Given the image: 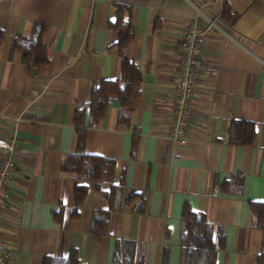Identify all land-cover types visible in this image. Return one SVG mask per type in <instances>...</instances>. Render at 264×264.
I'll list each match as a JSON object with an SVG mask.
<instances>
[{"label": "crops", "instance_id": "0c3cea01", "mask_svg": "<svg viewBox=\"0 0 264 264\" xmlns=\"http://www.w3.org/2000/svg\"><path fill=\"white\" fill-rule=\"evenodd\" d=\"M231 9L225 21L223 6ZM116 6L132 8L134 39L127 57L142 75V97L128 126L119 125V102H111L95 128L87 114L85 153L113 160L125 180V203L142 195L146 209L126 205L112 215L109 236H90L93 214L107 209L95 182L85 184V203L72 218L75 188L63 173L75 151L74 116L92 87L120 79L118 35L107 25ZM196 19L215 22L198 60L200 79L193 96L187 143L169 139L180 44ZM47 28L49 65L40 70L10 54L11 41ZM0 31V140L16 147L11 200L2 210L0 243L10 264H43L74 251L80 264H179L180 219L188 207L226 234L216 264H256L262 231L250 203L264 204V0H2ZM255 126L253 147L228 143L231 122ZM138 148L132 150L133 139ZM5 152L0 150V160ZM235 178L241 192L231 191ZM107 190L106 187L101 188ZM63 206L60 225L53 214ZM135 244L133 254L116 242Z\"/></svg>", "mask_w": 264, "mask_h": 264}, {"label": "trees", "instance_id": "16d2710c", "mask_svg": "<svg viewBox=\"0 0 264 264\" xmlns=\"http://www.w3.org/2000/svg\"><path fill=\"white\" fill-rule=\"evenodd\" d=\"M2 1V0H0ZM221 17L231 19V9L223 6ZM109 30L117 33L118 39L113 46L118 50L122 60L120 79L115 82H101L92 87L88 102L77 109L74 116L75 151L66 155L61 164V173L82 183L75 188L72 218L79 217L78 210L85 203L88 189L85 184L95 182L101 198L107 203V209L94 212L90 227V236L95 242L101 243L109 236L112 215H119L126 205H134L133 212L143 214L146 209L145 198L142 195L133 196L125 203V180L118 179L116 163L113 160L88 156L85 153L87 128L86 116L90 115L91 127L95 128L105 118L111 102H119L122 109L118 114L119 125L128 126L133 113L138 109L141 97L143 79L138 66L126 55L129 43L135 33L132 25V8L116 6L115 19L107 25ZM47 28L34 24L27 36H20L11 41L10 54H18L21 64L29 69L40 71L49 65L48 51L45 45ZM5 41V35L0 31V46ZM228 143L237 147H253L256 133L255 126L244 121H233L227 133ZM138 148V138L133 139L132 150ZM231 186L236 194L241 192V180L235 178ZM107 190L102 191L101 188ZM249 210L256 222V227L262 231V246L256 264H264V204L250 203ZM63 206L59 205L53 214L54 223L61 224ZM226 234L223 228L210 224L204 215L192 212L186 207L180 219V260L179 264H216L219 253L224 251ZM120 248L129 251L130 256L135 249L134 243L117 241L114 262H120ZM126 264L134 261L124 259ZM43 264H80L76 252L72 251L65 259L46 258ZM137 264H141L138 262Z\"/></svg>", "mask_w": 264, "mask_h": 264}, {"label": "built area", "instance_id": "2783aa9c", "mask_svg": "<svg viewBox=\"0 0 264 264\" xmlns=\"http://www.w3.org/2000/svg\"><path fill=\"white\" fill-rule=\"evenodd\" d=\"M215 28V22L196 19L186 26L180 44L179 70L176 75L177 85L172 97V116L170 121L169 139L177 148L187 143L190 121L193 113L192 100L200 79L198 60L205 45L206 35ZM0 150L5 156L0 160V227L2 210L11 200L10 182L16 168V147L13 143L0 140ZM11 256L0 243V264H10Z\"/></svg>", "mask_w": 264, "mask_h": 264}]
</instances>
